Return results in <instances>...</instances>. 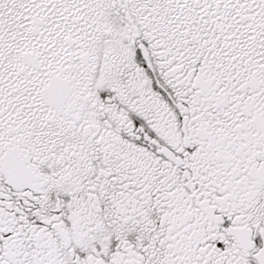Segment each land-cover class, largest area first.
<instances>
[{
  "label": "snow or ice",
  "instance_id": "6c2138e0",
  "mask_svg": "<svg viewBox=\"0 0 264 264\" xmlns=\"http://www.w3.org/2000/svg\"><path fill=\"white\" fill-rule=\"evenodd\" d=\"M0 264H264V0H0Z\"/></svg>",
  "mask_w": 264,
  "mask_h": 264
}]
</instances>
